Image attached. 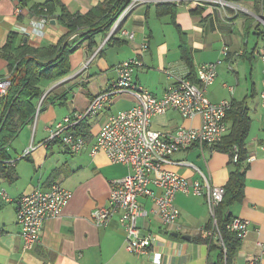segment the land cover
Here are the masks:
<instances>
[{"label":"crops","instance_id":"0c3cea01","mask_svg":"<svg viewBox=\"0 0 264 264\" xmlns=\"http://www.w3.org/2000/svg\"><path fill=\"white\" fill-rule=\"evenodd\" d=\"M222 1L234 4L235 8L222 6L216 0H186L176 5L137 4L122 22V28L134 34L130 41L119 35L107 39L108 27L99 26L111 0H0V49L9 38L16 47L34 50L59 46L62 42L74 47L67 56V73L40 80L41 94L33 103L34 118L21 125L17 137L6 148L5 160H0V192L11 200L0 196V264H152L149 255L125 250V234L117 216L105 227H97L91 221L92 211L106 204L111 181L125 177L129 168L111 163L102 151L91 156L90 148L106 120L131 108L134 97L129 93L117 94L94 119L81 126L80 136L86 146L79 153H69L59 141L47 142L49 130L56 123L66 116L84 113L92 99L116 80L115 67L133 58L143 64L134 74L133 82L157 98L177 78L188 77L199 65L222 60L206 97L213 103L244 102L250 118L244 143L247 156L241 164L245 168L241 187L230 183L235 170L230 155L205 145L195 144L170 158L193 167L177 164L165 167L190 181L200 180L199 171L209 177L212 185L226 188L224 214L247 220L248 235L235 245L229 241L228 263L225 258L222 261L221 235L220 241L206 234L212 219L205 199L177 193L174 205L179 212L177 225L182 228L178 237L171 236L175 232L163 227L155 216L138 222L143 234L154 237L162 252L161 264H245L259 254L257 243L264 242V151L259 149L264 144V114L260 105L264 79L260 58L264 49V0ZM44 4L50 7L48 16L37 11ZM63 15L80 18L79 25L69 30L60 21ZM143 45L147 46L145 50ZM224 47L228 48L226 56L222 55ZM58 54L43 51L31 58L45 67ZM184 54L189 57L191 67L184 62ZM9 73L7 59L0 56V78L9 77ZM11 95L2 98L3 108ZM199 125V117L185 119L170 109L152 118L150 130L169 133L179 127ZM227 128L226 135L228 122ZM70 131L75 133L77 129ZM29 146L35 149L22 157ZM66 154L74 158L62 156ZM250 156L254 159L249 161ZM51 183L61 185L71 197L60 216L44 221L40 243L31 250H23L14 200L36 189L45 190ZM138 201L146 209L151 207L149 198Z\"/></svg>","mask_w":264,"mask_h":264},{"label":"built area","instance_id":"2783aa9c","mask_svg":"<svg viewBox=\"0 0 264 264\" xmlns=\"http://www.w3.org/2000/svg\"><path fill=\"white\" fill-rule=\"evenodd\" d=\"M186 0H124L123 6L109 26L107 39L119 35L126 40H133L134 34L122 28L127 14L140 3L180 4ZM222 6L235 8V5L216 0ZM45 10V9H44ZM142 46V50L146 49ZM228 54V48L222 49V55ZM264 66V49L260 54ZM222 60L199 65L195 69L196 83L186 77L177 78L162 97L157 98L143 90L133 82L137 70L143 67L140 59L133 58L120 62L115 67L116 80L109 88L95 96L84 113H75L64 117L49 130L47 142L59 141L69 153L77 154L85 148V140L71 133L70 129L83 122L94 119L105 105L119 93H129L134 97V105L128 110L110 116L100 127L95 142L90 148V155L102 151L113 164H121L129 168V173L110 183L109 196L106 204L95 208L91 213V221L97 227H105L117 216L124 230V248L127 252L137 255H149L152 264L162 263V252L156 247L154 237L150 233L143 234L138 226L139 220L152 215L159 219L161 225L175 233H181L177 225L178 209L174 205L177 193L201 196L205 199L212 226L206 231L208 236L220 240L216 222V211L223 201L225 190L212 185L209 177L201 172L200 180L190 181L176 173L166 170L167 165L189 166L187 162H174L173 154L187 150L195 144L205 145L213 150L227 133L225 122L226 112L231 107L230 101L213 103L206 97V91L217 76V66ZM10 88L9 77L0 78V121L2 119V98L6 97ZM232 91V88H229ZM260 105L264 114V79L260 93ZM176 110L183 118L193 120L199 117L198 127H179L173 132L160 133L150 130L152 118L164 115L168 110ZM35 149L29 146L23 151L22 157ZM264 151V144L259 146ZM234 147L233 160L238 158ZM250 160L254 157L250 156ZM13 165L12 162H9ZM195 169V168H194ZM150 186H153V190ZM2 199L10 201L5 192H0ZM71 197L68 190L57 183H51L45 190L36 189L22 195L15 202L16 221L20 226L23 250H31L40 243V235L45 220L61 215L63 208ZM139 198H149L151 207L146 209L139 203ZM249 222L231 218L226 229L243 240L249 232ZM223 251L225 248L223 243ZM258 255L250 258L245 264H261L264 259V242L257 243Z\"/></svg>","mask_w":264,"mask_h":264},{"label":"trees","instance_id":"16d2710c","mask_svg":"<svg viewBox=\"0 0 264 264\" xmlns=\"http://www.w3.org/2000/svg\"><path fill=\"white\" fill-rule=\"evenodd\" d=\"M123 3L124 0H111V2L108 4V7H106L107 10H104L105 13L103 14L101 20H99V26H106L109 28L115 16L123 6ZM37 11H39L43 16H48L51 14L50 7L47 4L39 6ZM60 21L69 30H74V28L79 25L80 18L77 19L69 15H63L60 17ZM97 23H94V25ZM72 48L74 47H72L71 44H64V42H62L59 46L34 50L31 48H26V46L16 47L12 42V39L9 38L5 46L0 49V56L7 59L8 72H10V88L8 89L7 96L12 94L11 99L9 98V101L5 107H2V119L0 121V160H5L6 148L17 137L21 125L32 122L34 118L33 103L41 94L38 88L40 80H51L52 78L59 77L67 73L68 70L66 69V61L68 53ZM43 51L46 53L58 52L59 54L55 60L50 62V64L42 67L35 63V58L33 59L31 57L33 54L36 55V53ZM183 60L187 66L191 67V62L187 55L184 54ZM186 78L193 83H196L194 71L191 72V74ZM225 122L229 123V133L224 136L223 140L218 145H216L213 150H221L227 152L230 155L231 162L235 165V170L230 176V183L233 187L237 188L242 186L245 176V168L242 167L241 164L247 156L244 143L250 127V118L248 116L245 103L231 102V107L226 112ZM85 124L86 122H83L78 125L76 127L77 131H75V133L72 131V134L80 136L81 133H83L81 126H84ZM234 147H236L238 150V158L236 161L233 160ZM224 190L225 197L227 190L226 188H224ZM225 206L226 205L223 198V201L216 211L215 217L222 243L225 248L224 254L223 247L219 245L221 258L222 261L225 258L226 262L228 263L229 241L231 245H235L239 242V239L234 233H229V231L226 229V225L231 220V217L227 214H224Z\"/></svg>","mask_w":264,"mask_h":264},{"label":"rangeland","instance_id":"374dc122","mask_svg":"<svg viewBox=\"0 0 264 264\" xmlns=\"http://www.w3.org/2000/svg\"><path fill=\"white\" fill-rule=\"evenodd\" d=\"M17 143H18V139L15 140L14 143H12V144H13V147H15V145H16ZM62 156H65V157H67L68 159L74 158V157L70 156L69 154L62 155Z\"/></svg>","mask_w":264,"mask_h":264},{"label":"water","instance_id":"95a60500","mask_svg":"<svg viewBox=\"0 0 264 264\" xmlns=\"http://www.w3.org/2000/svg\"><path fill=\"white\" fill-rule=\"evenodd\" d=\"M170 235L173 236V237H178V234H177V233H172V234H170ZM182 238H183V239H189L188 236H182Z\"/></svg>","mask_w":264,"mask_h":264}]
</instances>
